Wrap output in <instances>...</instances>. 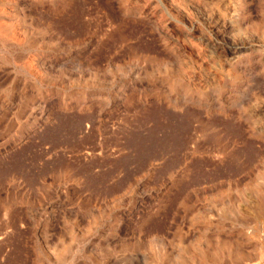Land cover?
I'll list each match as a JSON object with an SVG mask.
<instances>
[{
	"label": "rangeland",
	"instance_id": "1",
	"mask_svg": "<svg viewBox=\"0 0 264 264\" xmlns=\"http://www.w3.org/2000/svg\"><path fill=\"white\" fill-rule=\"evenodd\" d=\"M246 262L264 0H0V264Z\"/></svg>",
	"mask_w": 264,
	"mask_h": 264
},
{
	"label": "bare ground",
	"instance_id": "2",
	"mask_svg": "<svg viewBox=\"0 0 264 264\" xmlns=\"http://www.w3.org/2000/svg\"><path fill=\"white\" fill-rule=\"evenodd\" d=\"M247 263V262H246ZM250 263V262H249ZM258 263V262H257ZM248 264V263H247Z\"/></svg>",
	"mask_w": 264,
	"mask_h": 264
}]
</instances>
